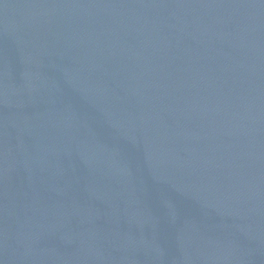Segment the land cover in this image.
Masks as SVG:
<instances>
[{
    "label": "water",
    "instance_id": "1",
    "mask_svg": "<svg viewBox=\"0 0 264 264\" xmlns=\"http://www.w3.org/2000/svg\"><path fill=\"white\" fill-rule=\"evenodd\" d=\"M0 264H264V0H0Z\"/></svg>",
    "mask_w": 264,
    "mask_h": 264
}]
</instances>
